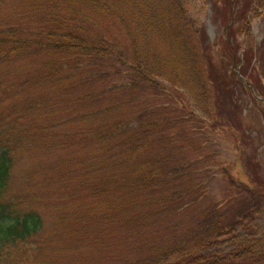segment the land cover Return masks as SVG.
Returning <instances> with one entry per match:
<instances>
[{"label":"trees","instance_id":"obj_1","mask_svg":"<svg viewBox=\"0 0 264 264\" xmlns=\"http://www.w3.org/2000/svg\"><path fill=\"white\" fill-rule=\"evenodd\" d=\"M185 6L0 0V264H114L119 235L142 244L129 264H264V233L251 222L256 208L224 219L217 205L202 207L187 140L155 134L167 121L148 122L137 111L161 82L205 90L203 49L192 41ZM65 149L74 155L48 161L39 180L31 173L15 188L25 157L55 159ZM180 170L185 186L174 190ZM44 210L54 215L48 232ZM178 215L187 218L185 231L164 242L180 228ZM238 228L246 241L217 251Z\"/></svg>","mask_w":264,"mask_h":264},{"label":"rangeland","instance_id":"obj_2","mask_svg":"<svg viewBox=\"0 0 264 264\" xmlns=\"http://www.w3.org/2000/svg\"><path fill=\"white\" fill-rule=\"evenodd\" d=\"M183 1L187 3L189 19L196 26L192 41L197 50L203 49L198 65L203 67L205 90L196 94L161 82L159 88L141 97L142 109L137 111L144 110L149 116L148 122L155 117L167 121L159 120L161 125L155 128V134L180 139V142L187 140V156L194 164L193 177L200 184L197 191H201L202 207L217 205L224 219L233 218L231 216L250 207L256 208L257 214L254 213L251 222L262 234L264 81L258 65L264 46V0ZM87 144L88 141H83L86 150ZM57 154L55 159L40 152L25 157L17 170L15 188L23 189L31 173L36 181L39 180L37 174L46 173L48 161L54 163L58 158L61 161L62 156L74 155L71 149L60 150ZM182 172L175 175L180 174L172 182L174 190L185 186ZM42 212L46 231H51L55 226L53 212ZM186 220L185 216L178 215L174 222L181 224L180 228L168 232L164 242L171 243L176 235H181L186 229ZM233 235L237 236L233 242L221 238L217 251L229 254L239 242L246 241L242 228ZM140 244L137 237L125 242L122 236H117L112 246V262L129 264L125 261L134 260L143 253Z\"/></svg>","mask_w":264,"mask_h":264}]
</instances>
